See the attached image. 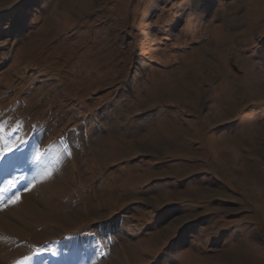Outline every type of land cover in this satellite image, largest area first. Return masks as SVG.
<instances>
[{"label": "rangeland", "instance_id": "obj_1", "mask_svg": "<svg viewBox=\"0 0 264 264\" xmlns=\"http://www.w3.org/2000/svg\"><path fill=\"white\" fill-rule=\"evenodd\" d=\"M5 145L0 264H264V0H0Z\"/></svg>", "mask_w": 264, "mask_h": 264}, {"label": "snow or ice", "instance_id": "obj_2", "mask_svg": "<svg viewBox=\"0 0 264 264\" xmlns=\"http://www.w3.org/2000/svg\"><path fill=\"white\" fill-rule=\"evenodd\" d=\"M19 150H20L19 147H17V151H19ZM12 151H13L12 147H9L7 145H5L4 147L0 148V162H3L4 160H6L8 153H10ZM15 187H16V182L14 180H8L6 186L4 188L0 189V192H7L10 189H13ZM19 199H20L19 194H16L14 198H11L9 200V203H13L14 204ZM35 254L39 255V252H36ZM54 254L55 253H53V255ZM31 259H32V257H30V256H27V257L24 258L25 261H29ZM20 264H23V262H20Z\"/></svg>", "mask_w": 264, "mask_h": 264}]
</instances>
